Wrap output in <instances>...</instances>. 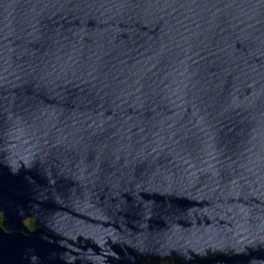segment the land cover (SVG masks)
Wrapping results in <instances>:
<instances>
[{
  "label": "water",
  "instance_id": "95a60500",
  "mask_svg": "<svg viewBox=\"0 0 264 264\" xmlns=\"http://www.w3.org/2000/svg\"><path fill=\"white\" fill-rule=\"evenodd\" d=\"M0 264H264V0H0Z\"/></svg>",
  "mask_w": 264,
  "mask_h": 264
}]
</instances>
